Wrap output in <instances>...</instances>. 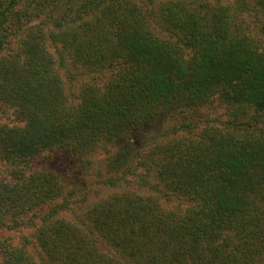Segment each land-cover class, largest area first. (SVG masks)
I'll return each instance as SVG.
<instances>
[{"label": "trees", "instance_id": "1", "mask_svg": "<svg viewBox=\"0 0 264 264\" xmlns=\"http://www.w3.org/2000/svg\"><path fill=\"white\" fill-rule=\"evenodd\" d=\"M232 1L0 0V264H264V0ZM164 119L109 160L147 192L72 215L87 155Z\"/></svg>", "mask_w": 264, "mask_h": 264}, {"label": "rangeland", "instance_id": "2", "mask_svg": "<svg viewBox=\"0 0 264 264\" xmlns=\"http://www.w3.org/2000/svg\"><path fill=\"white\" fill-rule=\"evenodd\" d=\"M252 19L255 20L254 18ZM256 22L264 28V24L261 19H257ZM73 70V72H70L72 75L71 79L65 77V80L66 84L71 87L70 91L76 93L79 91L78 88L82 85V83L88 80L90 76L86 75V73L79 72L78 70ZM106 77L107 76L105 75V78ZM213 115L214 114L212 113H206L203 116V119L212 117ZM216 116L217 115L213 116L211 119ZM176 127L175 121L171 119H164L158 123L154 122L145 127L128 132L119 144L108 143L106 144V147L100 146L94 153L87 155L90 164L88 170H84L86 174H75V176H80L78 178L74 176L76 181H72L69 184L71 191H74V193L71 194L72 202H70L73 205L72 215L83 214L88 205H91L93 202L114 193L115 190L117 191L118 189H131L137 192L146 193L147 190L145 185L141 184L140 180H138L140 176L127 174V180L119 179L118 176L122 173V171H124V169H126L127 166L123 164V169L117 172L115 169H110L109 160L114 154L118 155L119 152H124L126 149H129L131 153H134V151L136 152L139 149L140 151H143L141 155H131L128 162L130 165H136V163L142 159V155H146L145 151L147 152L152 149L153 145L158 141H164L167 139L171 133H174L172 129ZM75 162L77 161L74 159L56 160L51 164V166L59 172L71 173L70 170L72 167L74 165L76 166ZM144 171L145 170L142 167L137 168V172L139 174H142ZM148 179L153 181V176L150 175L146 181H148ZM110 182H114L113 186ZM76 189L77 192H75ZM170 203L171 202H168V205Z\"/></svg>", "mask_w": 264, "mask_h": 264}]
</instances>
